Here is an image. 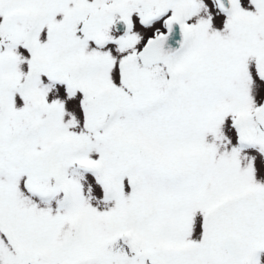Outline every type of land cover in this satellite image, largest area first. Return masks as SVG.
<instances>
[{
    "label": "snow or ice",
    "instance_id": "1",
    "mask_svg": "<svg viewBox=\"0 0 264 264\" xmlns=\"http://www.w3.org/2000/svg\"><path fill=\"white\" fill-rule=\"evenodd\" d=\"M0 264H264V0H0Z\"/></svg>",
    "mask_w": 264,
    "mask_h": 264
}]
</instances>
